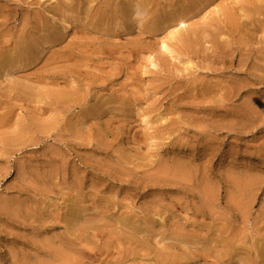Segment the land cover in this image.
Returning a JSON list of instances; mask_svg holds the SVG:
<instances>
[{"label":"rangeland","instance_id":"obj_1","mask_svg":"<svg viewBox=\"0 0 264 264\" xmlns=\"http://www.w3.org/2000/svg\"><path fill=\"white\" fill-rule=\"evenodd\" d=\"M0 172V264H264V0H0Z\"/></svg>","mask_w":264,"mask_h":264},{"label":"bare ground","instance_id":"obj_2","mask_svg":"<svg viewBox=\"0 0 264 264\" xmlns=\"http://www.w3.org/2000/svg\"><path fill=\"white\" fill-rule=\"evenodd\" d=\"M57 10V9H56ZM73 29V25H72V20H66L64 23H63V33L64 34H68L70 32V30ZM1 173V172H0ZM2 250V248H0V251ZM90 253V252H89ZM94 254V253H93ZM92 254V255H93Z\"/></svg>","mask_w":264,"mask_h":264}]
</instances>
